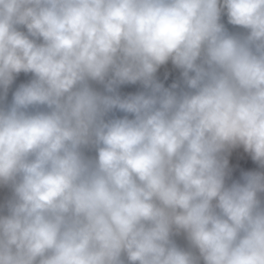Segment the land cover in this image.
Instances as JSON below:
<instances>
[{
  "label": "clouds",
  "instance_id": "9594fccd",
  "mask_svg": "<svg viewBox=\"0 0 264 264\" xmlns=\"http://www.w3.org/2000/svg\"><path fill=\"white\" fill-rule=\"evenodd\" d=\"M0 187V264H264V0H0Z\"/></svg>",
  "mask_w": 264,
  "mask_h": 264
},
{
  "label": "crops",
  "instance_id": "0c3cea01",
  "mask_svg": "<svg viewBox=\"0 0 264 264\" xmlns=\"http://www.w3.org/2000/svg\"><path fill=\"white\" fill-rule=\"evenodd\" d=\"M167 75V78L165 79V76ZM172 76H176L179 79L180 76V70L176 69L171 62L168 64L161 66V68L158 70L157 77L159 80H164L165 82H168ZM31 74H25L20 73L13 84L11 85L6 103H10L12 99V93L15 91V89L21 84L26 83L31 79ZM141 90V87L139 84L136 85H124L120 88V91L122 94H128V93H135L137 91ZM122 115V113H120ZM229 159V167L232 169L231 179L228 181L229 183L231 180H237L240 179L241 173L244 171H254V170H261L259 169V166L252 161L250 155L246 153L243 149V147L235 148L231 151V154L228 156ZM5 193V197H3ZM11 195V192L6 187H0V206L3 205L2 200L4 198L8 199ZM177 243L181 246H186V241L184 240L183 236L176 237Z\"/></svg>",
  "mask_w": 264,
  "mask_h": 264
},
{
  "label": "trees",
  "instance_id": "16d2710c",
  "mask_svg": "<svg viewBox=\"0 0 264 264\" xmlns=\"http://www.w3.org/2000/svg\"><path fill=\"white\" fill-rule=\"evenodd\" d=\"M222 22L226 25V27H227L230 31H242V30L239 29V28H236V27H234V26H232V25H229V24L227 23V17H226V16L222 17ZM177 80H178V79H177L176 76H172L171 79H170V81H171L172 83L175 82V81H177ZM160 81L163 82L164 85L166 84V82H165L164 80H160ZM165 87H167V86L165 85ZM117 115H120V113H117Z\"/></svg>",
  "mask_w": 264,
  "mask_h": 264
},
{
  "label": "rangeland",
  "instance_id": "374dc122",
  "mask_svg": "<svg viewBox=\"0 0 264 264\" xmlns=\"http://www.w3.org/2000/svg\"><path fill=\"white\" fill-rule=\"evenodd\" d=\"M178 79V78H177ZM172 84V82L169 80L168 82H166V86L168 87V86H170ZM6 195H5V193H4V195H3V197H5ZM7 199L6 198H4L3 200H2V203L4 204L5 203V201H6Z\"/></svg>",
  "mask_w": 264,
  "mask_h": 264
}]
</instances>
